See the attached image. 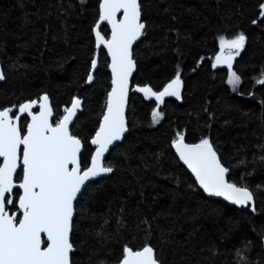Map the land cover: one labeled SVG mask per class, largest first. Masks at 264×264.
Returning <instances> with one entry per match:
<instances>
[{
	"label": "snow or ice",
	"instance_id": "6c2138e0",
	"mask_svg": "<svg viewBox=\"0 0 264 264\" xmlns=\"http://www.w3.org/2000/svg\"><path fill=\"white\" fill-rule=\"evenodd\" d=\"M79 3L93 11L88 40L78 49L83 54L82 63L72 69L77 88L70 101L54 106L49 92L41 90L34 97L0 102V264H166L162 245L168 242L171 230L169 233L162 230L159 241L154 243L155 217L153 221L141 220L145 225L144 235L131 238L124 236L119 227L115 232L107 230L111 215L91 217L97 223L87 235L81 234V223L86 206L106 199L110 193L109 182L114 181L118 166L109 157L115 153L127 158L134 151L129 141L128 121L133 97L140 94L144 101L154 103L151 125L160 124L166 116L161 108L166 98L185 100L184 68L178 63L159 88L136 82L142 68L140 47L154 31L145 0H91V3L79 0ZM219 7L220 0H216V8ZM249 7V13L242 8L217 13L219 26L214 54L206 57L197 53L190 72L197 74L206 63L213 72L226 68L228 88L257 103L259 119L264 125V65L250 77L251 89L242 87L245 74L235 66L237 58L243 60L251 35L258 32L264 37V0H254ZM164 12L169 13V8L165 7ZM63 14H69L68 9ZM169 16L171 23L165 27L161 40L167 41L170 34H175L173 51L182 56L181 44L190 43L193 37L175 26L179 23L177 15ZM210 23L205 17L204 26ZM224 23L230 24V35L219 34ZM53 40L70 44L67 28L54 35ZM34 43L35 37L25 40L20 47ZM43 43L47 49L46 31ZM70 59L76 63L75 57ZM30 67L20 63L19 55L9 58L7 66L0 63V82H7L9 73L26 78ZM91 102L98 103L99 111L89 107ZM206 103L208 106L202 111L209 121L203 125L207 134L189 142L187 129L177 127L168 144L176 165L186 169L182 174L190 173L189 181H182L174 173H168L165 179L175 180L177 188L186 183L187 189L202 200L221 198L228 205L252 214L264 210L257 203L258 197L264 195V181L255 185L248 182L258 165L264 167V142L256 145L260 154L253 153L250 160L244 147L237 148L236 155L240 156L241 152L244 155L230 165L212 134V122L217 117L209 110L211 101ZM227 107L235 110V106ZM81 117L90 119L92 127L79 128ZM224 123L228 125L230 121L226 119ZM163 155L155 154V162H145V169L156 168ZM241 167L245 171L236 179L235 169ZM155 174L160 175V171ZM137 183L143 200L145 185L140 180ZM101 218L103 223H98ZM116 223L123 227L120 220ZM259 243L264 245V233ZM252 248L251 241L245 239L243 247L236 249L238 264H264L261 259L252 261ZM207 250L217 254L213 245Z\"/></svg>",
	"mask_w": 264,
	"mask_h": 264
},
{
	"label": "trees",
	"instance_id": "16d2710c",
	"mask_svg": "<svg viewBox=\"0 0 264 264\" xmlns=\"http://www.w3.org/2000/svg\"><path fill=\"white\" fill-rule=\"evenodd\" d=\"M145 4L154 31L140 47L142 68L136 82L159 88L179 63L184 68L186 79L185 100L166 99L161 106L166 113L165 119L152 126L151 108L154 103L144 101L140 94L133 97L128 121L131 129L129 141L134 151L127 158L115 153L109 157L117 164L118 171L114 181L109 182L107 198L86 206L81 234L87 235L97 223L91 217L111 215L106 226L108 231L115 232L119 227L124 236L142 237L145 225L140 221L145 218L153 221L155 217L152 223L154 243L159 241L162 230L165 233L171 230L168 242L162 245L166 264H238L236 249L243 247L245 239L253 245L250 252L252 261L264 260L263 245L259 243L264 233V210L252 214L221 201L202 200L187 189L186 183L177 188L175 180L165 179L168 173H174L182 181H189L190 175L182 174L186 170L176 165L174 154L168 151V144L177 127L187 129L189 142H194L201 134H207L208 130L203 125L209 121L202 111L208 106L206 101H211L209 110L215 112L217 117L212 122V134L230 165L244 155L241 152L237 156V148L244 147L249 160L253 153L260 154L256 145L264 142V125L259 119L257 103L231 92L225 83L226 68L213 72L206 63L197 74L190 72L197 53L206 57L214 54L215 37L218 35L216 28L219 26L217 13L225 14L238 8L249 13V5L254 4V0H220L219 9L216 8V0H145ZM165 7L169 8V13L164 12ZM64 9H68L69 14H63ZM188 9L195 11L190 13ZM92 11L91 7L80 5L79 0H0V63L7 66L9 58L19 55L20 63L31 66L26 78L9 73L7 82H0V102L15 101L16 97H34L41 90L49 92L54 106L69 102L77 88L72 80V69L82 63L83 54L78 49L88 40ZM169 14L177 15L179 23L175 26L182 32L187 30L193 37L190 43L181 44L184 49L182 56L173 51L176 46L175 34H170L167 41L161 40L165 27L171 23ZM205 17L211 21L207 27L204 26ZM65 28L70 35V44L53 40V36L63 33ZM229 29L230 24L224 23L219 34L230 35ZM45 31L47 49H44L43 43ZM33 37L34 44L27 48L20 47L25 40L31 41ZM242 55L243 60L237 58L235 66L245 74L242 87L251 89L250 77L264 65V37H260L258 32L253 33L247 51ZM72 57L76 58L75 64L70 59ZM63 60H67V63L62 64ZM229 105L235 106V110L227 107ZM89 107L99 111L96 102H91ZM91 119H95V113ZM226 119L230 121L228 125L224 123ZM85 126L91 128V120L81 117L78 127ZM127 147L122 145V148ZM157 153H164L157 167L145 169V162L154 163ZM157 170L160 175L155 174ZM235 171V178L238 179L239 173L245 169L241 167ZM138 180L145 185L143 200L139 195ZM261 181H264V167L258 165L254 177H249L248 182L255 185ZM257 203L264 209V195L258 197ZM194 213L195 219L192 218ZM117 220L122 222L123 227L116 223ZM98 223H103L102 218ZM94 239L89 241L90 246ZM209 245L217 249L216 255L207 250Z\"/></svg>",
	"mask_w": 264,
	"mask_h": 264
},
{
	"label": "water",
	"instance_id": "95a60500",
	"mask_svg": "<svg viewBox=\"0 0 264 264\" xmlns=\"http://www.w3.org/2000/svg\"><path fill=\"white\" fill-rule=\"evenodd\" d=\"M186 170V169H185ZM189 175H190V173H189ZM211 200H217V201H221V202H223V203H225V204H227L228 205V202H225V201H222V199L221 198H212ZM228 206H230V207H232V208H235V209H237V210H241V209H239L238 207H236V206H232V205H228ZM263 251H264V245H263Z\"/></svg>",
	"mask_w": 264,
	"mask_h": 264
},
{
	"label": "rangeland",
	"instance_id": "374dc122",
	"mask_svg": "<svg viewBox=\"0 0 264 264\" xmlns=\"http://www.w3.org/2000/svg\"><path fill=\"white\" fill-rule=\"evenodd\" d=\"M166 99H168V98H166ZM172 99H174V98H172Z\"/></svg>",
	"mask_w": 264,
	"mask_h": 264
}]
</instances>
